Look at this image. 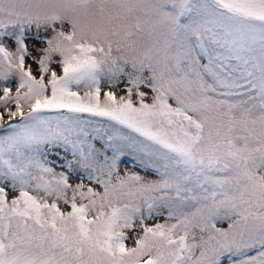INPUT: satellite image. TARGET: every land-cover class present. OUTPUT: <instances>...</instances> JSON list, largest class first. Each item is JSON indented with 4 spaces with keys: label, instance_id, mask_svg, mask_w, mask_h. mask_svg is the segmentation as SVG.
<instances>
[{
    "label": "snow or ice",
    "instance_id": "snow-or-ice-1",
    "mask_svg": "<svg viewBox=\"0 0 264 264\" xmlns=\"http://www.w3.org/2000/svg\"><path fill=\"white\" fill-rule=\"evenodd\" d=\"M0 264H264V0H0Z\"/></svg>",
    "mask_w": 264,
    "mask_h": 264
}]
</instances>
